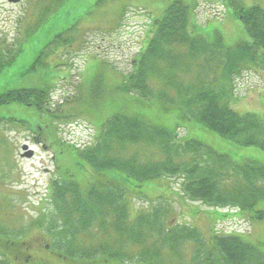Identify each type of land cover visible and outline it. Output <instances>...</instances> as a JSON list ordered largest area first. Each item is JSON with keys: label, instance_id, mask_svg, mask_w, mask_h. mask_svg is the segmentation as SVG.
Segmentation results:
<instances>
[{"label": "rangeland", "instance_id": "1", "mask_svg": "<svg viewBox=\"0 0 264 264\" xmlns=\"http://www.w3.org/2000/svg\"><path fill=\"white\" fill-rule=\"evenodd\" d=\"M175 2L189 8L188 29L193 36L201 38V35L212 41L219 39L226 49L252 42L237 17L238 10L253 6L264 10V0H22L19 4L0 0V69H3L0 71V95L22 89L51 90L50 111L40 112L35 107L17 103L0 105L1 262L79 264L62 258L58 254L60 251L54 247L60 245L58 242L62 239L52 228V219L56 214L51 200L52 184L54 180L60 183L68 180L67 174L76 177V162L70 146L93 147L103 125L117 114L139 117L149 127L174 131L175 142L182 147L185 141L196 140L233 158L242 166L264 164V151L239 146L199 124L180 118L176 107L157 98L159 92L167 87L165 80L158 76L153 75L147 81L153 92L147 100L138 97L135 92L130 94L120 90L125 77L134 72L138 56L149 45L153 19L161 17ZM185 51V48H176L179 54ZM180 64L178 84L195 83L197 70L187 74L186 64ZM250 68L231 84V94L226 100L238 114H254L263 119L264 71L253 66ZM214 74L209 73L210 76ZM210 78L214 80V77ZM168 88L165 91L175 100L174 106L182 104L176 90ZM34 128L38 132L44 130L45 134H53L52 139L56 141L53 151L61 159L65 175L54 174L51 151L34 145ZM23 145L35 151L34 158L22 156ZM113 147L117 157H132L139 164L168 160V155L159 145L145 141L121 146L116 142ZM180 148L176 147L172 152L174 162L184 164L196 160L194 162L202 165L206 160L205 167L211 165L202 152L185 154ZM177 150L179 157L175 154ZM227 173L231 178L220 182L221 188L232 191L237 186L236 181L242 179L244 183V179L232 174L231 170ZM77 177L82 178L83 174ZM183 180L181 175H166L145 182L142 187L132 181L130 188L136 194L127 197L130 204L129 225L134 224L139 213L150 215L159 209V220L166 229L193 225L203 233L208 246L211 241L209 232L214 229L215 235H238L264 253V216L261 220H252L248 214L240 215L237 207L214 208L191 201L183 196ZM256 184L258 187L263 185L261 181ZM190 208L198 209L200 216L189 213ZM164 209L171 212L166 217ZM214 209L224 214H238L236 218L216 217L208 211ZM255 210L264 213V200L258 203ZM101 221L104 223V218ZM105 222L109 223L110 219H105ZM129 225L126 224L128 228ZM99 228V231L91 229L84 235H76V244L80 241L82 244L78 245L83 248L100 244L112 248L124 246L125 252L133 254L135 260H125L123 264H145L141 254L157 241L156 234L152 232L145 235V246H139L111 224L100 225ZM142 231L139 238L143 237L145 230ZM135 239L134 235L132 240ZM158 242L164 264H197L207 258L202 251L196 257L197 245L193 242L172 246L176 247L175 250L164 243L162 245L160 239ZM214 243L215 240L209 248L215 250ZM47 246L50 248L47 249ZM30 256L32 261H24ZM17 257L22 260L17 261ZM106 264L119 263L111 261Z\"/></svg>", "mask_w": 264, "mask_h": 264}, {"label": "trees", "instance_id": "2", "mask_svg": "<svg viewBox=\"0 0 264 264\" xmlns=\"http://www.w3.org/2000/svg\"><path fill=\"white\" fill-rule=\"evenodd\" d=\"M237 17L252 38V42L240 43L234 48L226 49L219 39L212 41L201 35H199L201 38L193 36L188 29L189 8L181 2L173 3L161 17L153 19L149 45L138 56V64L134 72L125 77L120 90L130 94L135 92L138 97L147 100L153 95L147 81L153 75L158 76L165 80L167 87L159 92L157 98L166 100L170 106L176 107L180 118L199 124L239 146L255 147L264 151V118L254 114L240 115L226 100L231 94V84L250 70V67L264 71V10L258 6L241 8L237 12ZM178 47L185 48L186 51L179 54L176 52ZM183 62L186 64L187 74L194 69L197 70L195 83L178 84L177 70ZM209 73L215 74L210 76ZM210 77H214V80ZM168 87L176 90L182 104L174 106L175 100L165 91L169 90ZM50 99L49 88L22 89L0 95V105L17 103L44 112L50 111L48 109ZM36 128L32 129V132L36 131ZM47 135L53 134L49 132ZM175 135L174 131L165 128L149 127L139 117L117 114L103 125V130L93 147L76 151L74 146H70L78 166H86L102 174L101 178H107L108 176L105 175L107 173L120 174L119 181L112 182L115 187L110 183L111 186L106 189L92 187L89 191L82 190L78 183L68 180L61 183L53 181L51 200L56 214L52 219L54 223L52 228L62 239L58 242L60 245L54 247L60 251L58 254L62 258L79 264H106L111 261L123 264L125 260H133V258L135 260L133 254L125 252L124 246L112 248L107 244H100L92 248H83L79 246L82 244L80 241L76 244V235H84L91 229H100V225L104 227L111 224L118 232L128 236L130 242L133 241L139 246H145V235L148 236L152 232L156 234L157 241L146 250V253L141 254V260L145 264H164L161 247H157L160 243L159 239L163 241L162 245L164 243L171 248L179 247L185 242L195 243L196 257L200 256L201 251L202 255L207 254V258L198 261L197 264H264V253L238 235L216 234L215 250L213 248L210 250L198 229L190 226L164 228L163 222L159 220V209L152 211L150 215L136 213L138 216L134 224L129 225L130 204L127 197L129 194H136V191L128 189L125 185L132 187L134 181L142 187L143 183L166 175L170 177L181 175L184 179L183 196L191 201L214 208L237 207L240 215L248 214L252 220L263 219L264 213L256 211L255 208L264 200V164L253 163L242 166L231 157L220 154L196 140L185 141L182 147L175 142ZM52 141L54 146L56 141L54 142V139ZM142 141L159 145L168 155V160L139 164L135 158L121 159L115 155L113 146L116 142L121 146ZM59 143L62 142L59 140ZM176 147L177 149L181 147L185 154L202 152V155L210 160L211 165L205 167L206 160L202 165L194 162L196 160L184 164L174 162L171 156ZM175 154L177 157L180 155L178 150ZM230 166L237 167L230 168ZM228 170L244 179V183L242 179L236 181L237 186L232 191L220 186V182L224 183L225 178H231L227 176ZM257 181H261L263 185L258 187ZM131 190L135 192L131 193ZM164 211L165 217L171 213L168 209ZM212 212L221 217L236 218L238 214L237 212L224 214L218 212V209ZM102 218L105 224L101 221ZM105 219H110V222L106 223ZM126 224L130 227L128 228ZM142 230L145 232L143 237L139 238L138 235L143 232ZM134 235L136 239L132 240ZM176 247L172 249L175 250ZM0 264L5 263L0 261Z\"/></svg>", "mask_w": 264, "mask_h": 264}, {"label": "flooded vegetation", "instance_id": "3", "mask_svg": "<svg viewBox=\"0 0 264 264\" xmlns=\"http://www.w3.org/2000/svg\"><path fill=\"white\" fill-rule=\"evenodd\" d=\"M95 138H97V135L94 136V139ZM32 141H33L34 145H39V146H41L42 149H45L47 151H51L53 153L52 159H53V163L55 165L54 174L55 175L59 174L62 176L65 175L66 172H62V167L60 165L61 159H59L58 156L56 155V152L53 151L54 147L52 145L53 141H52L51 135H47L43 131H39V132L33 131L32 132ZM74 148L76 151L79 149H84V147H81V148L74 147ZM76 151H74V152L77 153ZM75 167H76V177L73 174H71V175L67 174L68 177L66 179H68V181H70V182H75V183L80 184V187L84 191H89L92 189V187H97V188L101 187L102 189H106L108 186H111L110 183H112L113 181H119V176L115 175V173H108L107 178H101L100 173H97L90 168H86V166L80 167L76 164ZM85 169H90V171H92V172L90 173ZM80 173L83 174L82 178L77 177ZM112 186L115 187V184L112 183ZM125 187L130 189V187L127 185H125ZM133 192H135V191H133ZM182 207L183 206H181V208ZM181 212L183 213V211H181ZM188 212L194 216H196V215H197V217L200 216L198 209L190 208V210H188ZM190 227L194 228L193 225H190ZM169 229H172V226H170ZM209 235H210L209 237L211 239V241H209V242H210V244H212L214 242V238H215V233H214L213 229L209 232ZM212 239H213V241H212ZM46 248L49 249L50 247L47 246ZM27 253H29V252L27 251ZM9 257H11V254L9 255ZM28 259H29V261H32L31 256H30V258L25 257L24 261H28ZM19 260H22V259L18 258L17 261H19Z\"/></svg>", "mask_w": 264, "mask_h": 264}, {"label": "water", "instance_id": "4", "mask_svg": "<svg viewBox=\"0 0 264 264\" xmlns=\"http://www.w3.org/2000/svg\"><path fill=\"white\" fill-rule=\"evenodd\" d=\"M9 3H13V4H17V3H20L21 0H8ZM22 150L24 152V154L22 155L23 157L25 158H32L34 156V151L32 150H29V146L28 145H24L22 147Z\"/></svg>", "mask_w": 264, "mask_h": 264}]
</instances>
